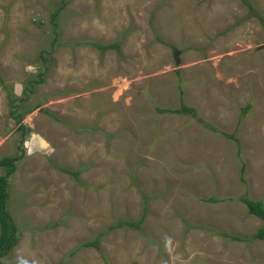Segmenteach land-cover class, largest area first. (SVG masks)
Masks as SVG:
<instances>
[{"label": "rangeland", "instance_id": "374dc122", "mask_svg": "<svg viewBox=\"0 0 264 264\" xmlns=\"http://www.w3.org/2000/svg\"><path fill=\"white\" fill-rule=\"evenodd\" d=\"M63 1L0 0L2 263L264 264V0Z\"/></svg>", "mask_w": 264, "mask_h": 264}, {"label": "trees", "instance_id": "16d2710c", "mask_svg": "<svg viewBox=\"0 0 264 264\" xmlns=\"http://www.w3.org/2000/svg\"><path fill=\"white\" fill-rule=\"evenodd\" d=\"M67 0L63 1V5H65ZM245 4H249L248 0H244ZM63 7V6H62ZM95 44V43H93ZM102 50H108V49H119L120 45L119 43H109V44H98L96 43ZM36 104L35 106H37ZM34 106L27 112H30L33 110ZM189 111L191 113H194V109L187 106L183 105L182 111ZM159 111L161 112H166L167 108H159ZM181 110L175 109L174 112L182 113ZM26 112V113H27ZM17 118L20 117V114L16 116ZM20 119V118H19ZM22 128L25 126L23 124L20 125ZM18 157L16 156H5L0 160V166L5 167L6 172L0 176V264L2 263L1 256L8 250L12 249L17 243H18V234L16 231L15 226L13 225L10 215L8 214L6 207H7V202L6 198L8 195L7 188H8V176L14 173L15 171V162L17 161ZM77 173V172H75ZM243 202L247 204L249 207V212L251 214H254L261 219L264 220V201L263 200H253L248 197H243L241 198ZM211 200H217L216 198L212 197ZM123 224H129L131 226H140V221H131V220H120L117 223L111 225V229L120 227ZM232 237L236 240H242L243 238L238 235H232ZM255 238L259 239H264V227L259 228L255 233H254ZM88 246L95 245L97 246V240L94 241H89L86 243Z\"/></svg>", "mask_w": 264, "mask_h": 264}]
</instances>
